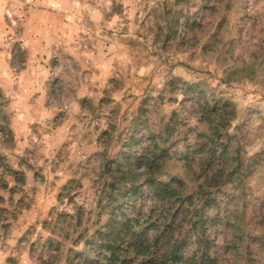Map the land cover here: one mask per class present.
<instances>
[{
    "label": "clouds",
    "instance_id": "clouds-1",
    "mask_svg": "<svg viewBox=\"0 0 264 264\" xmlns=\"http://www.w3.org/2000/svg\"><path fill=\"white\" fill-rule=\"evenodd\" d=\"M102 242L264 264V0H0V264Z\"/></svg>",
    "mask_w": 264,
    "mask_h": 264
},
{
    "label": "trees",
    "instance_id": "trees-1",
    "mask_svg": "<svg viewBox=\"0 0 264 264\" xmlns=\"http://www.w3.org/2000/svg\"><path fill=\"white\" fill-rule=\"evenodd\" d=\"M209 214H211V209H209ZM211 227V225H210ZM204 225L201 224L199 231L203 232ZM106 242H102L96 246V259L91 261L90 264H108L107 257L109 256L108 248L105 247ZM208 255L211 254V250H207ZM101 258V259H100ZM187 261V264H200L198 257H193L191 246L184 248L177 256L176 264H184V261Z\"/></svg>",
    "mask_w": 264,
    "mask_h": 264
},
{
    "label": "rangeland",
    "instance_id": "rangeland-1",
    "mask_svg": "<svg viewBox=\"0 0 264 264\" xmlns=\"http://www.w3.org/2000/svg\"><path fill=\"white\" fill-rule=\"evenodd\" d=\"M23 6L21 7L20 11H23ZM14 19L17 18V17H13ZM6 22L7 21V18H6ZM68 39L71 41V40H74L75 37L74 36H69ZM54 43V41L51 39V38H48V44L49 46H51L52 44ZM30 48H34L36 47V45H32L30 43ZM68 51L72 54V55H75L76 54V49H73V48H69ZM37 67L39 68V71L40 73L45 77L47 78V75H48V72L45 68L41 67L40 65H37ZM59 71V69H58ZM223 193H220V195L217 197V199H220L222 200L223 199ZM223 207V206H222ZM221 215L223 216V213H221ZM223 218H226V217H222ZM216 227L218 228H222L223 226L222 225H217ZM96 248L94 250L92 249H89V250H86V253L85 255L83 256V259L82 260H78L76 261V264H90L91 261L95 260L96 259V252H95Z\"/></svg>",
    "mask_w": 264,
    "mask_h": 264
}]
</instances>
